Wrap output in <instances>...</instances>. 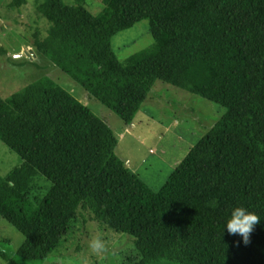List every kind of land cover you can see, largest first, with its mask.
I'll return each mask as SVG.
<instances>
[{"label":"trees","instance_id":"1","mask_svg":"<svg viewBox=\"0 0 264 264\" xmlns=\"http://www.w3.org/2000/svg\"><path fill=\"white\" fill-rule=\"evenodd\" d=\"M102 1L95 15L81 1L37 0L48 27L35 54L125 127L158 81L225 112L152 189L116 154L110 125L52 78L0 96V141L21 159L0 175V217L24 236L14 252L0 247V264L43 261L83 212L133 237L130 264H264V220L247 246L222 234L234 207L264 218V0ZM145 19L153 44L120 61L112 37ZM37 177L49 186L33 196Z\"/></svg>","mask_w":264,"mask_h":264},{"label":"rangeland","instance_id":"2","mask_svg":"<svg viewBox=\"0 0 264 264\" xmlns=\"http://www.w3.org/2000/svg\"><path fill=\"white\" fill-rule=\"evenodd\" d=\"M37 0H25L21 7H12V0H0V96L7 97L21 90L28 83L48 76L70 92L77 100L104 120L115 134L124 130V122L86 91L49 59L37 56L32 48L35 33L44 36L47 22L36 12ZM69 4L81 1L93 14L104 9L102 0H64ZM148 20H141L132 27L112 37L114 51L120 61L153 44L148 32ZM225 108L178 87L158 81L142 105L138 120L129 126L128 140H120L116 149L121 157L134 153L138 175L152 189L159 188L167 176L186 156L189 149L215 124ZM143 116L144 118H141ZM127 131V130H126ZM128 134V133H127ZM119 146V145H118ZM144 159L139 167L137 164ZM20 157L0 141V175H5L20 164ZM130 166V162L126 161ZM49 183L37 177L33 196L41 195ZM79 217L72 224L70 233L57 249L43 261L33 264H130L135 255L133 237L117 233L89 218ZM9 239L8 242L2 240ZM24 236L0 217V247L14 252ZM99 243L100 247H94Z\"/></svg>","mask_w":264,"mask_h":264},{"label":"clouds","instance_id":"3","mask_svg":"<svg viewBox=\"0 0 264 264\" xmlns=\"http://www.w3.org/2000/svg\"><path fill=\"white\" fill-rule=\"evenodd\" d=\"M264 220L255 211L249 210L244 206H237L230 210L224 227L222 228V234L224 230L230 235H238L245 246L250 243L251 236L255 228ZM101 245L97 242L94 247H100Z\"/></svg>","mask_w":264,"mask_h":264},{"label":"crops","instance_id":"4","mask_svg":"<svg viewBox=\"0 0 264 264\" xmlns=\"http://www.w3.org/2000/svg\"><path fill=\"white\" fill-rule=\"evenodd\" d=\"M124 127H125V126H124ZM127 128H129V127H125L124 130H120V134L118 135V137H119V139H118V145H119V146H117L116 149H119V148H120V140H122V139H126V140H128L127 137L131 135V133L129 132L130 130L127 129ZM126 130H127V131H126ZM127 133H128V134H127ZM117 155H118L120 158H122L123 160H125V161H129V162H130V166H128V167H129L131 170H133L134 172H137L136 164L134 163V153H131V152L129 151V154H128V155H124V156H126V157H121L118 153H117ZM143 163H144V159H143L141 162H139V164H137L138 169H139V167H140Z\"/></svg>","mask_w":264,"mask_h":264}]
</instances>
